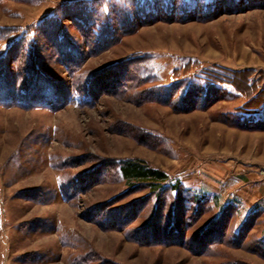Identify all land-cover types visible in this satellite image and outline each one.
<instances>
[{"label": "rangeland", "instance_id": "obj_1", "mask_svg": "<svg viewBox=\"0 0 264 264\" xmlns=\"http://www.w3.org/2000/svg\"><path fill=\"white\" fill-rule=\"evenodd\" d=\"M83 12L131 24H110L118 41L76 79L43 64L65 91L100 75L92 98L0 100V264H264V0H0V58L33 24L78 37ZM233 73L248 97L222 83ZM157 186L171 188L160 211Z\"/></svg>", "mask_w": 264, "mask_h": 264}, {"label": "trees", "instance_id": "obj_2", "mask_svg": "<svg viewBox=\"0 0 264 264\" xmlns=\"http://www.w3.org/2000/svg\"><path fill=\"white\" fill-rule=\"evenodd\" d=\"M176 9L177 8L175 7H171L167 10H162L160 14L165 18L177 15V19H179V17H183L182 19H188L191 15V11L178 14ZM121 16L122 15L120 14L119 18H121ZM122 18L124 19L123 16ZM106 19L107 18L104 19V16H101L99 12H83L79 14V17L75 16L71 20V26L69 27L72 28L73 26L79 33V36H74L71 39H69L66 34L61 32L59 26L55 23L43 22L29 26L28 32L30 31L31 33L30 37H28V35L19 36L7 48L4 57L0 58V93H2L0 94V100L2 99L1 101H9L8 103H13L14 101L22 100L21 97L25 96L27 98H24L25 100L23 101L26 103L51 109L63 107L72 95L83 96L85 100H90L93 96V90L96 87L93 85V80L95 77H97L98 80L100 75L97 74L94 75V77L91 76L90 78H87L86 82L82 84V86H77L78 81L75 83L74 80H71V86L65 91L61 84L55 83L49 76L45 74L43 64L52 61L54 58H60L58 62H62L61 65H64L68 73L73 77L75 76L74 78L76 79L78 69L87 56H95L97 53L109 48L118 41L114 27V30H108V28H110L108 27L110 24L114 26L115 24H120L118 22L117 15L111 19V23L105 24ZM121 21L123 20H120V22ZM130 25H125L124 23L122 25H118V27H120L121 30L124 29V32H127L130 28ZM103 26L106 27L104 33L102 29L104 28ZM76 42L79 44V46L76 45ZM9 58H11L12 61L10 64L7 62V59ZM136 62H139V60H136ZM188 69L189 63L185 66V70ZM236 74L237 73H233V78L228 77L224 80L225 82L222 83L228 84L236 92L240 93L246 98L248 97L246 94L249 91L247 89L253 87V84L250 82V80L243 77V85L245 86H243V89H241L242 85L237 82L235 78ZM211 81L220 83V80L218 79H212ZM80 88H82V90ZM45 90L49 93L52 92V90L54 91L53 94L49 96L47 101L43 100L44 98H40V96H42L41 93ZM251 90L252 88H250V91ZM198 91L199 93H202L200 88ZM32 93L35 95H31ZM150 94H152L151 90ZM249 100H251L250 97ZM260 104L264 105V102H261ZM121 169L122 174L126 177H135L136 179L143 182L147 181L148 178H151L155 181H163L166 178L165 174L162 172L155 170H147L146 172H142L139 169L137 170L135 167L130 166V164H123ZM179 189L182 188L180 187ZM176 190L177 192L174 195V200H177L178 197H184L183 194H180L181 192H178V188ZM169 191L171 192V188H161V186L153 187L152 192L157 197V208L159 211L161 206L163 208V203L167 200V192ZM188 200L189 199H187V201ZM195 201L196 199H194V197L190 200V202H192L191 205H194V203L198 204L197 207L199 208L195 212V216H198L201 212V207H203V204ZM159 203L161 205H159ZM220 213L222 214L223 211ZM156 215H158L157 211L152 215L150 220L151 222H155ZM226 218L227 217L223 216V214L219 216L220 220L222 219L228 221V218ZM117 220H119V217ZM211 225H209V227ZM217 228L220 229L218 225ZM221 229L223 231V228ZM139 237L144 239V242L157 241V239H160L158 233H156V231L153 232L150 229L146 230L145 234H141ZM234 237L235 235L233 238ZM168 238L169 236L163 237V239L167 240Z\"/></svg>", "mask_w": 264, "mask_h": 264}]
</instances>
